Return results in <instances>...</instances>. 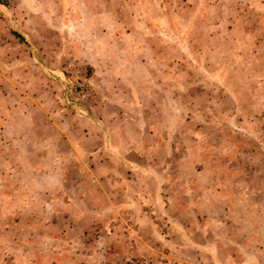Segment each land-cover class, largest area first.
<instances>
[{
  "label": "rangeland",
  "instance_id": "rangeland-1",
  "mask_svg": "<svg viewBox=\"0 0 264 264\" xmlns=\"http://www.w3.org/2000/svg\"><path fill=\"white\" fill-rule=\"evenodd\" d=\"M0 264H264V0H0Z\"/></svg>",
  "mask_w": 264,
  "mask_h": 264
}]
</instances>
